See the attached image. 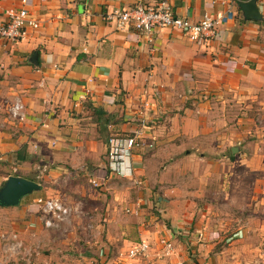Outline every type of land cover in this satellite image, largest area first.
Here are the masks:
<instances>
[{"label":"crops","instance_id":"1","mask_svg":"<svg viewBox=\"0 0 264 264\" xmlns=\"http://www.w3.org/2000/svg\"><path fill=\"white\" fill-rule=\"evenodd\" d=\"M157 1L27 0L25 6L41 27L29 29L18 41L0 38V186L10 175L34 180L44 164V180L57 181L60 190L66 189L62 179L72 173L107 185L110 178H121L108 167V138L138 134L126 177L142 180L133 184L137 199L123 191L126 198L117 202L136 213L130 225H117V234L106 224L101 251L107 257L101 261L173 264V257L163 256L162 236L173 238L185 264H249L246 256L256 244L236 248L241 262L223 260L216 252L225 236L215 229L212 209L221 196L244 205L260 196L264 203V177L244 182L240 174L264 173V139L246 141L249 123L259 125L256 137L264 129V0H256L262 20L243 17L238 2L246 0H171L173 12L191 21L231 12L202 45L177 28L147 33L129 25L117 30L108 18L114 10ZM21 6V0H0V17L3 10ZM17 100L25 113L21 121L9 114ZM245 109L258 114L235 117V111ZM235 145L236 154L231 151ZM186 171V178H192L185 182ZM46 188L50 191L41 185L16 206L0 207V228L22 234L25 226H36L35 217L41 218L30 197L55 193ZM69 190L77 193L75 199L89 195L77 183ZM141 203L152 212H139ZM240 236L242 231L234 234L245 241ZM140 239L149 242L148 255L125 257Z\"/></svg>","mask_w":264,"mask_h":264},{"label":"rangeland","instance_id":"2","mask_svg":"<svg viewBox=\"0 0 264 264\" xmlns=\"http://www.w3.org/2000/svg\"><path fill=\"white\" fill-rule=\"evenodd\" d=\"M240 112L237 114L235 111V117L251 116L254 113V115L258 114L257 110L245 109L243 110V114ZM233 123H235V120ZM255 123H249L247 125L251 130V133L248 134V139H246V141H252L255 139L260 141L264 139V129H262L259 137H256V134L253 133V131L259 127V125ZM236 153L237 151H235L234 154ZM44 165L37 167L36 173H34L32 177L34 181L39 182L43 187L45 186V190L50 191L46 187H51L55 193H46V191L44 193H38L37 195L35 194L33 197H30V201H33V199L35 200V198L38 197L58 198L72 208L71 214L66 220L58 222L53 227H46L43 221L44 214L40 208H38V211L34 214L39 215V218L41 219L35 217L37 221L36 226L34 224L30 228L25 226L22 234L20 232L18 233V231H12L9 229L10 227H1L0 264H79L77 261L80 259L82 260V258L84 260L83 264H104L101 257L103 256L104 258L107 254L101 251V249L105 248L106 246L104 244L107 243L106 238L108 226H106V224L111 223L110 226L113 227V234H117L120 230L117 228L118 224L121 225L123 223L124 225H130L133 222L131 214L136 213L133 212V209L135 208L130 209L129 205L125 206L119 203L117 204V202L121 198H124L125 195L132 200H136L138 194L136 189L133 188V184L142 180L136 178L114 177L109 180L107 179V185L105 181H103L102 184L98 183L99 185H95L91 182L92 179L89 180V177L85 175L82 176L81 173L79 176L73 177L72 173L68 175L67 179L64 181L62 179L61 184L66 186V189L63 190V187L60 186V190V188H58L59 186L56 185L57 181H53L52 183L49 179L44 180V177L48 172V167L46 166V170L42 172L43 174L41 173V170H39V168H43ZM190 167L192 168L190 165L186 166V170ZM170 170L171 166H168L165 171L168 173ZM190 170L192 169H189V173H193ZM186 173L187 171L183 174L184 178L182 177V180L185 182L192 178L190 177L187 179ZM240 174L244 182L253 181L256 176H259V179L260 177H264V173L254 174L240 172ZM102 175L104 174L102 173ZM228 178V180L234 182L233 179L235 176L233 175ZM151 179L152 178H149L150 182ZM99 181L100 180H97V182ZM177 181H179V178ZM75 183L82 185L86 194L89 195H85L84 197L79 195L80 199H75L74 195L76 194L77 196V193L69 190ZM52 184L54 186H51ZM112 186L114 187L112 188ZM67 189L72 192L71 196L68 195V191H66ZM142 189L139 188V190ZM37 191L39 190L33 191L32 193ZM123 191L125 194L124 197L121 195V192L123 193ZM225 191L227 193L228 191L232 193L233 189L226 187ZM58 192H61V194H57ZM65 193V196L68 198L63 199L62 196H64ZM260 194L262 193H259V195ZM223 197L224 196L220 197V202L214 204L212 209V212L215 213V219H218L215 221V229H220L222 236H225L221 239V242L215 246L216 252L221 254L223 260L230 259L232 261L241 262V253L238 254L236 248H252L251 246L256 244L259 247L256 249L253 247V251L251 254H247L245 260L249 264L256 263L259 260H263L262 262H264V254H261L264 249V203H259L260 196L253 203H249V205L246 203L248 200L245 202L246 205H244V203L232 202V199H230L229 196L227 197L229 198V201L227 202L228 199H223ZM222 200L225 201L221 202ZM238 201H240V199H238ZM145 208L146 204L141 203L139 212L145 210ZM154 210L153 212L157 213V209ZM203 210L207 209L204 208ZM145 211L152 212V208L148 207ZM80 212L82 213L80 214ZM109 218H112V221H109ZM240 231H242L244 237L242 238V236H240L239 239H244L245 241H238L237 238L234 237V234H238ZM10 232H16L18 239L22 241L20 247L12 248L11 243L4 238V235ZM161 238L158 239V242H160ZM171 239L173 240L172 237ZM221 248L225 250L220 253L219 251ZM125 257H128L127 254ZM192 258H195V255H192Z\"/></svg>","mask_w":264,"mask_h":264},{"label":"built area","instance_id":"3","mask_svg":"<svg viewBox=\"0 0 264 264\" xmlns=\"http://www.w3.org/2000/svg\"><path fill=\"white\" fill-rule=\"evenodd\" d=\"M22 6L9 8L2 11L0 17V38L10 41L21 40L29 29H39L41 22L31 15L25 6L27 0H21ZM231 16L230 11L219 12L215 15L204 14L198 21H191L187 18L176 15L172 10L171 0H158L155 5L145 7L136 4L131 7L114 10L108 18L114 22L117 30L133 25L137 30L147 33L155 29L172 27L183 31L189 40L197 45L204 44L207 40L215 37L217 25L223 23ZM9 114L13 119L23 120L25 113L20 101H15L9 108ZM139 135L111 136L107 142L108 167L116 175L127 177L130 170L129 158L132 149L138 145ZM41 173L46 170V166L39 168ZM15 172V171H14ZM43 174V173H42ZM91 182L99 185L94 179ZM35 204L44 214V224L46 227H53L58 222L64 221L71 214L72 208L58 198L38 197ZM201 235V234H200ZM4 238L11 243V247H20L22 241L18 239L16 232L4 235ZM161 247L163 256L173 257V264H185V260L178 257L177 245L171 238L162 237ZM159 242V243H160ZM150 244L147 240L140 239L133 243L127 250L129 258H140L148 255Z\"/></svg>","mask_w":264,"mask_h":264},{"label":"water","instance_id":"4","mask_svg":"<svg viewBox=\"0 0 264 264\" xmlns=\"http://www.w3.org/2000/svg\"><path fill=\"white\" fill-rule=\"evenodd\" d=\"M238 6L245 19L262 20L263 16L260 13L256 0L239 1ZM30 61H37V52H33ZM238 150L237 146H233L231 151L235 153ZM41 184L37 181L19 176L10 175L0 186V207L16 206L20 200L31 194L33 191L39 190Z\"/></svg>","mask_w":264,"mask_h":264},{"label":"trees","instance_id":"5","mask_svg":"<svg viewBox=\"0 0 264 264\" xmlns=\"http://www.w3.org/2000/svg\"><path fill=\"white\" fill-rule=\"evenodd\" d=\"M109 139V138H108Z\"/></svg>","mask_w":264,"mask_h":264}]
</instances>
